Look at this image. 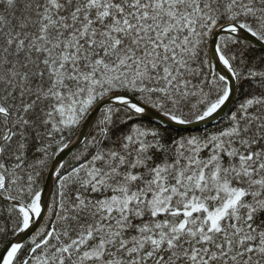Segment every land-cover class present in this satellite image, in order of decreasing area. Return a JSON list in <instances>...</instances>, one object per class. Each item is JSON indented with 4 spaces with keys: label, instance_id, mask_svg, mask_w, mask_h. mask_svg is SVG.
<instances>
[{
    "label": "snow or ice",
    "instance_id": "obj_1",
    "mask_svg": "<svg viewBox=\"0 0 264 264\" xmlns=\"http://www.w3.org/2000/svg\"><path fill=\"white\" fill-rule=\"evenodd\" d=\"M0 264H264V0H0Z\"/></svg>",
    "mask_w": 264,
    "mask_h": 264
},
{
    "label": "trees",
    "instance_id": "obj_2",
    "mask_svg": "<svg viewBox=\"0 0 264 264\" xmlns=\"http://www.w3.org/2000/svg\"><path fill=\"white\" fill-rule=\"evenodd\" d=\"M213 126H214V124H211V125L207 126L208 127V130H211ZM203 130H204V128L197 129V130H189V131H203Z\"/></svg>",
    "mask_w": 264,
    "mask_h": 264
},
{
    "label": "water",
    "instance_id": "obj_3",
    "mask_svg": "<svg viewBox=\"0 0 264 264\" xmlns=\"http://www.w3.org/2000/svg\"><path fill=\"white\" fill-rule=\"evenodd\" d=\"M226 110H227V109H225V111H226ZM214 123H215V122H213V124H214ZM209 125H211V124H209ZM209 125H208V126H209ZM201 128H204V125H201L199 129H201ZM189 130H197V129H189Z\"/></svg>",
    "mask_w": 264,
    "mask_h": 264
}]
</instances>
